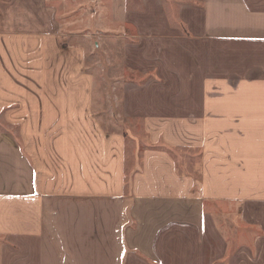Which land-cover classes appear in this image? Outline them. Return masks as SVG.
Masks as SVG:
<instances>
[{
    "label": "crops",
    "instance_id": "crops-1",
    "mask_svg": "<svg viewBox=\"0 0 264 264\" xmlns=\"http://www.w3.org/2000/svg\"><path fill=\"white\" fill-rule=\"evenodd\" d=\"M2 5L0 264H264V0L123 13L144 139L105 127L79 47Z\"/></svg>",
    "mask_w": 264,
    "mask_h": 264
},
{
    "label": "rangeland",
    "instance_id": "rangeland-1",
    "mask_svg": "<svg viewBox=\"0 0 264 264\" xmlns=\"http://www.w3.org/2000/svg\"><path fill=\"white\" fill-rule=\"evenodd\" d=\"M8 27L46 30L61 36L62 45L79 47L87 71L104 98L99 114L107 129L135 132L141 139L142 124L122 117L121 98L125 82L142 83L144 76L128 70L123 47L136 42L135 31L123 13L139 7V0H2ZM0 124H3L0 122ZM13 135V134H12ZM14 136V135H13Z\"/></svg>",
    "mask_w": 264,
    "mask_h": 264
}]
</instances>
